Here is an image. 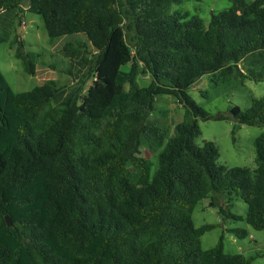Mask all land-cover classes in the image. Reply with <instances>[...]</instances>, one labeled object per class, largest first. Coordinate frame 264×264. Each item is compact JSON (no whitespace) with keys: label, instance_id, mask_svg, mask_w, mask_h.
Segmentation results:
<instances>
[{"label":"trees","instance_id":"trees-1","mask_svg":"<svg viewBox=\"0 0 264 264\" xmlns=\"http://www.w3.org/2000/svg\"><path fill=\"white\" fill-rule=\"evenodd\" d=\"M180 2L0 0V13L26 5L40 14L52 39L73 36L63 45L72 57L95 51L84 58V77H94L86 93L58 103L56 79L15 92L0 71V264H252L225 252L224 236L204 249L202 236L216 225L196 227L193 213L214 193L210 205L226 195L219 212L240 220L231 211L240 198L248 224L264 230V133L254 169L220 164L215 142L197 143L198 119L224 115L208 113L188 89L220 72L264 83V0H231L207 24L170 12ZM23 47L16 56L35 75L39 54ZM140 66L152 77L147 86L137 82ZM160 95L186 108L173 136L151 119ZM230 111L241 124L264 125V95Z\"/></svg>","mask_w":264,"mask_h":264},{"label":"rangeland","instance_id":"rangeland-1","mask_svg":"<svg viewBox=\"0 0 264 264\" xmlns=\"http://www.w3.org/2000/svg\"><path fill=\"white\" fill-rule=\"evenodd\" d=\"M231 4V0H182L173 4L170 12L179 10L188 12L190 16L199 15L207 24L212 11L228 8ZM17 13L18 11L14 9L0 13V71L6 76L14 91H29L48 79H56L62 89L55 95L54 103L77 92L86 93L94 77H84L89 69L84 58L86 55L91 57L94 55L93 47H89L91 54L80 50L77 56L72 57L68 52H64L63 45L72 40L73 36L52 39L45 29L42 16L30 11L26 5L23 6L22 14L17 15ZM15 39L17 43L11 48L10 42ZM20 43L23 44L25 52L39 54L35 75L28 74L22 60L16 56V48ZM51 65L55 67L52 68ZM240 66L243 71L247 70L244 61ZM142 69L143 66H140L137 82L139 86H147L152 77L149 73H143ZM220 73L206 74L188 89L193 99L208 113L214 117L224 115L223 119H198L202 133L197 138V143L203 145L205 141L215 142L220 150L218 160L220 164L228 167L247 166L254 169L257 166L255 140L264 133V125L241 124L231 115L230 110L234 105H238L244 111L248 110L254 98L264 95V83L249 78L243 79L235 73L226 77ZM155 105L156 110L151 114V119L169 127V136H173L174 125L185 118L186 108L173 95L157 96ZM141 150L143 155L148 154L145 140ZM212 195L215 194L211 193ZM211 196L203 199L193 213L196 227L205 224L216 225L202 236L203 248L216 246L221 236H224L225 252L241 253L246 257H253L252 264H264V230L253 228L246 221L247 203L240 198L231 201V211L243 218L234 220L224 218L219 212L218 205H225L228 197L217 195L215 197L217 206L214 207L210 205ZM234 228L247 229L248 236L238 237L230 231Z\"/></svg>","mask_w":264,"mask_h":264},{"label":"water","instance_id":"water-1","mask_svg":"<svg viewBox=\"0 0 264 264\" xmlns=\"http://www.w3.org/2000/svg\"><path fill=\"white\" fill-rule=\"evenodd\" d=\"M5 219H6V222H7V224L9 225V226H12L13 225V220H12V218L10 217V215H6L5 216Z\"/></svg>","mask_w":264,"mask_h":264},{"label":"crops","instance_id":"crops-1","mask_svg":"<svg viewBox=\"0 0 264 264\" xmlns=\"http://www.w3.org/2000/svg\"><path fill=\"white\" fill-rule=\"evenodd\" d=\"M15 11H17V9H14Z\"/></svg>","mask_w":264,"mask_h":264}]
</instances>
